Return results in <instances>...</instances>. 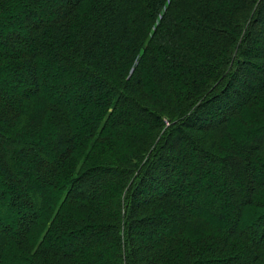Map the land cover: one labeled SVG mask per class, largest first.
<instances>
[{
  "label": "trees",
  "instance_id": "1",
  "mask_svg": "<svg viewBox=\"0 0 264 264\" xmlns=\"http://www.w3.org/2000/svg\"><path fill=\"white\" fill-rule=\"evenodd\" d=\"M261 22L264 0H0V264H264Z\"/></svg>",
  "mask_w": 264,
  "mask_h": 264
},
{
  "label": "rangeland",
  "instance_id": "2",
  "mask_svg": "<svg viewBox=\"0 0 264 264\" xmlns=\"http://www.w3.org/2000/svg\"><path fill=\"white\" fill-rule=\"evenodd\" d=\"M49 4H52L54 6L55 5H59V1H55V2H52V3H45L44 6L39 5L37 7V12H36V14H38L39 16L37 15L36 17H34L35 21H36V19L44 20L43 9ZM17 22H20V20H17ZM257 30H258V32L260 34H262L264 36V22H261L258 25ZM18 31H20V33L23 34L25 37L27 36L26 35V29H23V31L19 29ZM260 43L261 44L264 43V38H263V41H261ZM6 76H8V75H6ZM19 78H20L21 82H19V84H17L16 85L17 87L15 88V92H17V93H19L20 91L22 92L24 89H27V87L30 86V82H31V77L30 78L29 77H26V78L19 77ZM1 79L3 80L4 78H0V91L4 92V91L9 90L8 85L9 86L12 85V82H13L12 78L11 77L8 78L11 81V82L8 83V85H3V83H2L3 81H1ZM262 79H264V75L259 73V74H256V75L254 74V77L252 76V78H250L249 80L252 81L253 83H257V82L261 81ZM239 89L240 88L238 87V89H237L238 93L233 95V97H232L234 99V101L239 97V95H238L239 92H240ZM227 102H231V101L227 100ZM232 102H233V100H232ZM232 102L230 103L231 106H232ZM258 135L259 134H254L252 136V139L254 137H257ZM181 148H184V146L182 145ZM52 151L53 150L51 148V144L50 143H46L45 153L42 154V155L47 160H51L52 159V154H53ZM184 153L187 155L188 158H190V159L192 158L193 151H192L191 148H186L185 147L184 148ZM176 165H178V163H176ZM175 171L177 172L178 170H175V169L173 170V173L171 175V181L175 179ZM254 176H256V175H254ZM23 178H24L23 176H20V179H22V181H25V180H23ZM195 179H196L195 176H193V179H192L193 182H194ZM171 181H169L168 183H170ZM234 184H235V186L237 188L240 186V184H239V182L237 180L234 181ZM198 186H204L203 181L198 182V184L197 183L196 184H192V185L190 184L186 188L191 190V189L196 188ZM30 188H31V185L30 184H26V187H23L22 189H20L19 193L24 194V192L27 191V196H32L31 198L33 200L31 205H30V209H37L39 207L38 206L39 197L37 195L38 191H34L33 189H30ZM207 190L211 191V190H213V187L212 188L209 187ZM0 193H1V195L5 193L4 189L1 186H0ZM8 194H10V193H8ZM0 197H2V196H0ZM5 198L8 199V197H5ZM6 199H4V201ZM231 203H232L231 201H228V202L225 201L224 202V200H223V202L222 201L220 202V204H222L224 207H226V212L229 214L228 218L226 219L225 227H227L233 220V214H232L233 213V210H232L233 207L231 206ZM204 209L206 210V208H202V210H204ZM195 210H201V207H197L196 206ZM2 213H4V209L2 210ZM13 225H15V222L13 221L12 218H9V220H7L6 222L5 221L3 222V225L0 227V230L3 227H5V226H11L12 227ZM256 229L257 228H253V227H249L248 228V230L251 233H252V231H254V233H255V231H257Z\"/></svg>",
  "mask_w": 264,
  "mask_h": 264
}]
</instances>
